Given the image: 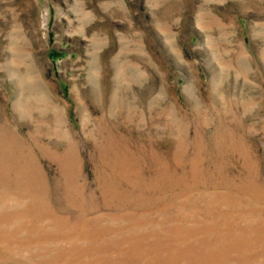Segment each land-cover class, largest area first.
<instances>
[{"label": "rangeland", "instance_id": "1", "mask_svg": "<svg viewBox=\"0 0 264 264\" xmlns=\"http://www.w3.org/2000/svg\"><path fill=\"white\" fill-rule=\"evenodd\" d=\"M0 264H264V0H0Z\"/></svg>", "mask_w": 264, "mask_h": 264}]
</instances>
